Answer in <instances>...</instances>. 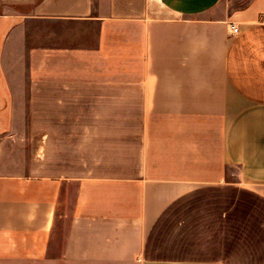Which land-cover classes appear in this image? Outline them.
<instances>
[{"label":"crops","instance_id":"crops-1","mask_svg":"<svg viewBox=\"0 0 264 264\" xmlns=\"http://www.w3.org/2000/svg\"><path fill=\"white\" fill-rule=\"evenodd\" d=\"M235 1L0 0V264H264V0Z\"/></svg>","mask_w":264,"mask_h":264},{"label":"rangeland","instance_id":"rangeland-1","mask_svg":"<svg viewBox=\"0 0 264 264\" xmlns=\"http://www.w3.org/2000/svg\"><path fill=\"white\" fill-rule=\"evenodd\" d=\"M244 1H246V0H244ZM243 3V0H236L235 1V6H237V7H240V5ZM234 175H235V178H237V172L235 171L234 172Z\"/></svg>","mask_w":264,"mask_h":264},{"label":"built area","instance_id":"built-area-1","mask_svg":"<svg viewBox=\"0 0 264 264\" xmlns=\"http://www.w3.org/2000/svg\"><path fill=\"white\" fill-rule=\"evenodd\" d=\"M231 31H232L233 35H236L239 33V29L236 28L235 26H231Z\"/></svg>","mask_w":264,"mask_h":264}]
</instances>
